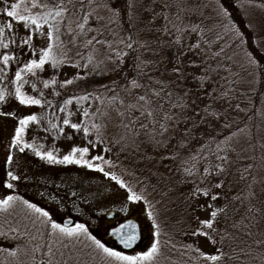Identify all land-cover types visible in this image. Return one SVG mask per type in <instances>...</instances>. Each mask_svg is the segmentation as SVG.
<instances>
[{"label": "rangeland", "instance_id": "obj_1", "mask_svg": "<svg viewBox=\"0 0 264 264\" xmlns=\"http://www.w3.org/2000/svg\"><path fill=\"white\" fill-rule=\"evenodd\" d=\"M130 5L128 19L131 17L130 22L134 26L138 25L139 29L138 34L137 28L130 24L134 34V45L137 47V51H132V54L137 64L141 65L140 72L151 73L154 76L153 80L157 79L160 82L169 78L172 81V89H163L161 93L162 107L158 108L155 117H151L155 119L157 128V131L151 132L152 134L137 131L141 124L145 125L146 120L140 117V112H133L131 117L125 115L119 120L121 129H117L116 123L111 122L102 132L103 135L84 134L81 127L72 128V124L82 126L83 110L80 108L77 112L74 110V117H68V110L71 107L74 109L75 103L72 102L68 109L65 107L63 111H58L57 108L61 105L57 103V99L65 97V102L70 99L66 96L71 90L63 89L61 85L65 80L75 79L82 73L81 70L62 62L53 67L49 59L41 68L28 71L25 65L33 59L38 61L41 49L47 48L49 44L46 30L43 28L36 30L31 22H28L29 26L26 28L23 21L15 22L0 16V27L4 28L3 34H0V93L4 95V100L0 101V199L8 195L20 198L13 203L15 205L11 212L13 221L10 220L9 225L3 224L5 230L0 234V248L3 249L0 251V258L4 254V260H8L5 256L8 253L11 259L14 257V262L17 263V259L24 257L25 261L22 262L27 261L28 264H39L42 261H44L42 264H52L58 258L43 256L49 252L47 251L49 247L53 255L59 243L52 239V235H55L51 224L44 222L47 218L29 209L23 203L24 200L47 211L49 218L60 225L65 217L73 219L71 227L84 224L88 232L98 240H101V235L120 220L135 217L145 227L143 229L146 235L145 245L133 249L129 254L136 255L151 247L154 227L151 218L145 213V205L141 200H127L128 190L121 188L117 181L105 176L96 168H88L84 163L52 162L46 157L37 156L36 151L52 152L57 161L62 160L65 155H73L74 160L83 159L92 163L93 157L102 156L104 161H110L102 163V166H107L105 171H110L116 176L126 170L127 166L144 167L162 176H168L173 172L172 158L182 143L184 133L198 124L203 109L212 100L210 93L206 96L201 91L199 82L196 83L194 80L195 77L199 76L197 80H201L209 71H213V66L231 53V44L237 38L245 35L244 40L249 39L244 28H239V21L233 24L222 17L217 1L131 0ZM8 23L12 24L11 28L7 27ZM25 40L28 43H23ZM4 44L8 47L4 48ZM193 45L198 47H189ZM120 52L126 53V50ZM260 53L256 52L255 57L262 59L264 53L263 56ZM4 55L10 57L7 65L3 62ZM216 55L220 56L216 58ZM203 57H207V61L212 58L210 61L213 64H204ZM233 57L235 54L230 56L232 60ZM56 58L60 61L58 56ZM234 59L239 63L240 69L247 65L244 58ZM122 60L121 72L126 70L131 61L129 54L123 56ZM173 68H178L179 72H173ZM17 71L21 72L19 81L15 78ZM208 81L213 85L211 78ZM18 85L25 96L39 99L41 103L21 104L15 96ZM160 89L158 86L153 87L155 91ZM213 90L212 87L210 92L213 93ZM131 93L124 98L125 103H135L137 97L143 94L139 89H131ZM168 93L171 95H167ZM113 107L125 112L120 100H117ZM29 115H34L36 120L25 126L21 136L24 144L32 147L21 152L20 147H23V144L12 147L11 140L15 135V129L20 126V119ZM166 115L170 118L166 119ZM65 119L69 120L66 126ZM129 119L134 123L129 124L126 129L124 125L128 124ZM163 124L172 128L163 133L161 132ZM158 131L160 133L155 134ZM128 133L129 137L133 136L132 140L128 141L123 136ZM195 134L197 146L202 147L207 139V133L198 130ZM74 147H87L89 151L81 157L79 152L72 153ZM135 150L139 151L140 155L134 153ZM9 155L12 156L10 163L7 160ZM141 159L142 162L139 163ZM9 172L12 176L8 175ZM8 184L12 187L8 188ZM216 185L218 184L204 188L207 195L205 192L197 195L195 188H191L189 184L185 186L190 199L194 202L193 215L190 216L188 223L189 239L204 249L210 245V233L207 224L202 222L212 217L211 202L214 200L212 197L215 196V200L220 201L225 188ZM110 210L116 211L117 216L113 220H106L105 214ZM15 216L32 223L34 228L15 221ZM37 223H42V229H37ZM26 241H29L27 244L31 248L27 256L25 253L21 254L22 250L18 245L19 242ZM36 250L41 254L40 258H37ZM60 262L62 260H58L57 264Z\"/></svg>", "mask_w": 264, "mask_h": 264}, {"label": "trees", "instance_id": "obj_2", "mask_svg": "<svg viewBox=\"0 0 264 264\" xmlns=\"http://www.w3.org/2000/svg\"><path fill=\"white\" fill-rule=\"evenodd\" d=\"M212 1L218 2L225 20L233 24L240 22L239 28H244L249 41L244 40L245 35L237 38L231 44V53L226 58L222 56V60L213 66V71H209L201 80H197L199 76L195 77L194 80L196 83L199 82L201 91L206 96L210 93L212 100L203 109L198 124L184 133L182 143L172 158L173 172L168 176H162L148 168L127 166V169L117 176L137 195L144 197L141 201L145 205V213L153 223V243L158 241V252L145 264H264V0ZM32 2L33 0H7L6 5L5 0H0V16L7 17L4 8L11 10L12 3L20 4L18 11L21 14H25V7H28L32 14L43 11L32 8ZM37 2L55 5L61 0ZM104 3L119 10L118 20L114 19L112 23H108L110 16L108 10L102 6L96 7L97 4ZM130 3L131 0H94L93 8H89L85 3V12L94 11L92 19L85 26L86 35H79L77 42L73 44L70 42L72 34L67 33L61 26L62 43L53 41L55 56L62 60V53H66L67 58L62 63L72 67L79 65L77 68L82 72L78 78L69 79L73 81L71 84H63V89L71 90L66 98L91 94L86 100L72 99L71 103H65V97L57 99V103L61 105L58 106V111L65 107L68 109L72 102L75 103L76 107L68 110V117H74V110L76 112L79 108L83 110L80 127L83 131L85 127L88 128V132L84 131V134L103 135L102 132L111 122L116 123L117 129H121L119 120L123 117L117 114L110 98L114 95L119 98L128 96L124 88L131 87L130 81L133 78L141 85H150L152 89L157 86L160 88L163 86L164 90L172 89L170 78L160 82L157 79L153 80L154 76L151 73L143 74L137 69L136 58L132 54V51H137V47L134 45L131 25L137 28L138 34L139 29L138 25L134 26L128 19ZM97 16L101 17L98 21ZM7 18L17 21L15 18ZM60 23L64 25L67 21ZM72 26L75 27V24ZM42 28L48 31L47 25H43ZM89 28L92 31H88ZM94 36L107 43L83 46L82 41L92 39ZM129 37L131 40H128ZM121 39L131 42L133 48L127 49L124 44L119 43ZM121 50H126L131 59L126 70L122 72V63L116 59L117 53ZM256 52H261L262 59L255 57ZM234 54L232 60L230 56ZM108 56H111L112 60L107 59ZM218 56L220 55L215 57ZM234 58H244L247 65L240 69ZM203 59L204 64H213L212 58L211 61H207V57ZM209 78L212 79L213 85L208 81ZM212 87L213 93L210 92ZM139 90L144 94V88ZM85 110L88 112L87 116L84 115ZM93 125H97L99 131ZM163 126L165 127L162 128L163 133L172 128L166 127V124ZM154 130L157 131L155 119L151 117L146 118L145 127L140 126V129H137L139 133L144 134ZM198 130L207 133V139L202 147L197 146L195 132ZM158 133L160 132L155 134ZM123 136L128 141L133 139V136L129 137V133ZM133 152L140 155L139 151ZM225 156L227 160L223 162L218 159ZM141 162L142 159L139 163ZM92 163L102 166V162L98 160H93ZM216 165H221L223 171L218 170ZM102 167L107 170V166ZM206 168L209 169L207 173ZM215 183L225 188L220 201L211 199L216 216H210L212 226H206L210 233V245L204 249L189 239L188 223L190 216L193 215L194 202L190 199L185 186L189 184L191 188L199 189L200 191H197L199 195L205 192V187ZM14 207L15 205L7 210H0V234L5 230L3 224L9 225L10 220L13 221L11 212ZM17 217L15 216V221L34 228L32 223ZM36 227L38 230L42 229V223H37ZM157 231L159 235H156ZM88 233L94 236L91 232ZM54 235L52 239L59 243V247H55L53 255L52 252L43 254L52 256L53 259L58 257L52 264H57L58 260H62L60 264H106L103 254L95 249L87 235L81 234L78 239L62 237L58 233ZM28 242L18 243L22 250L21 254L25 253L26 256L31 249ZM101 243L130 255L129 252L108 245L104 240ZM2 250L0 248V251ZM36 253L37 258H40L41 254L37 250ZM206 255H220L221 259L218 262L209 261L205 259ZM5 256L8 260H4L3 254L0 264H28L27 261L22 262L25 261L24 257L17 259L16 263L13 261L14 257L11 259L8 253Z\"/></svg>", "mask_w": 264, "mask_h": 264}, {"label": "snow or ice", "instance_id": "obj_3", "mask_svg": "<svg viewBox=\"0 0 264 264\" xmlns=\"http://www.w3.org/2000/svg\"><path fill=\"white\" fill-rule=\"evenodd\" d=\"M85 3L89 8H93L94 5V0H61L60 3L55 4V5H49L47 3H39L37 0H33L31 7L32 8H39L43 9V11H37L35 14H32L28 7L24 8V13L21 14V12L18 11V9L21 7L20 4L18 3H12L11 4V10H8L7 7L4 8V11L6 12L7 17L9 18H15L17 21H23L25 22L24 26L27 28L29 26L28 22H31V25L35 27L36 30H40L43 25H47L48 31L46 33L48 40L50 41L47 48L41 49V55L39 57V60L37 61L36 59L31 60L28 62L25 67L27 68L28 71L32 72L34 69L41 68L46 60L51 59L53 67L56 66L58 62H64V59L67 58L66 53H62L63 59L58 61L56 56L53 55V41L55 42H60V36H61V26H63L66 29L67 33H71V43L75 44L77 42V37L79 35H86L85 32V26L88 24L89 20L92 19L94 15V11L90 12H85ZM5 4L7 5V0H5ZM104 7L105 9L108 10L110 13L108 23H112L114 19H119L120 18V13L118 9L111 8L107 3H104L103 5L97 4L96 7ZM131 5L129 4V8ZM167 7V5H166ZM83 13V15H81ZM225 15H227V12H225ZM101 17H96V20H100ZM131 19V17H130ZM61 21H67L64 25H61ZM82 21V22H81ZM55 22V23H53ZM75 24V27L72 25ZM8 28L12 27L11 23L7 24ZM79 30V31H77ZM167 31V29H165ZM88 31H92V29H88ZM99 32V30H97ZM179 31V29H178ZM195 31V29H193ZM4 28L0 27V34H3ZM43 34V33H41ZM128 40H131V37L128 38ZM210 43V41H206ZM23 43H28L27 40L23 41ZM107 43L105 40L97 39L95 36L92 37V39H87L82 41L83 46H92L94 44L96 45H103ZM119 43L124 44V46L127 49H132L133 44L131 42H126L124 39H121ZM4 48H7L8 45L4 44ZM111 47V45H109ZM189 47H198V45H193ZM95 49H93L94 51ZM79 55V54H78ZM127 53L125 52H119L117 53V61L119 63H122V57L126 56ZM10 57L8 55L3 56V62L5 65L8 64ZM92 59V56H89V60ZM107 59L112 60L111 56H108ZM77 67L79 65H76ZM87 67V64L84 65ZM141 67L140 64H137V68L139 69ZM173 72H179L178 68H173ZM140 75V73H138ZM15 78L17 81L21 79V72L17 71L15 74ZM78 78V77H77ZM73 81L72 80H65L63 84H71ZM63 84L61 86H63ZM131 87H125L124 91L128 93L130 96L131 89H140L144 88V94L139 95L136 99L135 103H125L124 98H119L118 96L114 95L110 98V102L114 105L116 100H120V104L125 107V112H120L119 108L116 109L117 114L121 117H124L125 115L131 117L133 112H140V117L148 118V117H155L158 108L162 107L161 105V100L163 99L161 93L163 92V86H161V89L159 91H155L152 89L150 85H141L137 82L136 78H133L130 81ZM89 93H86L80 97H72L65 103H71L72 99H76L77 101L79 100H86L89 97ZM167 95H171L168 93ZM15 96L19 100L21 104H32V105H39L41 101L39 99H35L33 97L25 96L21 91H20V86L18 85L16 87L15 91ZM97 99H100V97H96ZM4 100V95L3 93H0V101ZM63 111V108H61ZM99 111V110H98ZM84 115L87 116L88 112L85 110ZM140 117H137L139 119ZM166 119L170 117H165ZM36 120V117L34 115H29L24 117L23 119H20L19 121V127L15 129V135L11 140V146L16 147L21 144H23V147H20V151L23 152L25 148H30L32 147L29 144H24L22 140L21 134L24 131L25 126L29 123V121ZM69 120L65 119L64 124H68ZM123 123V121H122ZM134 121L129 119L128 124H125L124 127L127 129L129 124H133ZM72 128L79 129L80 125L77 124H72ZM94 128H97V131H99V127L97 125H93ZM145 127V125L141 124V128ZM163 127V125H162ZM62 131V130H61ZM85 133L88 132V128H84ZM89 151L87 147L84 148H73L72 153H77L79 152L81 154V157H83L84 154H86ZM37 156H41V158H47L49 161L52 162H59V163H84L87 165L88 168H96L98 171L103 172L105 176H110L112 180L117 181L119 186L121 188H127L128 189V194H127V200L133 201V200H141L144 197L141 195H137L136 192H134L123 180L119 179L114 173H111L110 171H105L103 167L100 166V164L93 165L90 161L88 160H74L73 155H65L63 156L62 160L57 161L56 157L53 156L52 152H47V153H41L39 151H36ZM93 160H98L101 161L102 163H110V161H104V158L102 156H95L92 158ZM222 162L227 160V157H218ZM8 162L10 163L12 161V156L9 155L7 157ZM217 169L220 171H223V168L221 165H216ZM187 171V169H186ZM209 169H205V172L207 173ZM9 176H12V173H8ZM13 179H16V177H13ZM219 187L220 185H216ZM12 185L8 184V188H11ZM197 191H200L197 189ZM207 195V191L204 193ZM214 200L216 199L215 196L212 197ZM20 199L19 197L8 195L7 197L0 199V210H7L8 208L12 207L13 203ZM23 203L31 210H33L36 213H40L42 217L47 218L45 223H50L51 224V229L53 233H58L62 237L66 238H79L81 234H85L88 236V239L92 241L93 245L95 246V249L98 250L100 253L103 254V257L106 261V264H145L147 261H151L153 257L157 254L158 252V241L152 243L151 247L148 248L147 251L144 252H139L136 253V255H125L121 251H117L111 247H106L105 244L101 243L100 240H98L95 236H92L91 234L88 233V229L85 227L84 224H76L74 227H68L67 225H60L56 223L55 221H52L49 218V214L47 211H44L41 208H38L35 204H30L28 201L24 200ZM149 215L151 216L152 213L150 212ZM213 217L216 216V212H212L211 214ZM202 223L207 224L209 227L212 226V220H206L203 221ZM125 229H128L129 231H125ZM25 235L27 233H24ZM112 235L117 236L118 239L120 240V243L123 244L125 247H131V245L136 241L137 235L135 233V225L129 221L127 224H121L119 227L113 228L112 229ZM196 233L194 232L193 235ZM156 235H159V232L157 231ZM35 251V249L33 250ZM199 252L200 250L197 249ZM49 253L51 254V247H49ZM201 255H205L201 253ZM206 260L209 261H220L221 256L220 255H206L205 256Z\"/></svg>", "mask_w": 264, "mask_h": 264}, {"label": "water", "instance_id": "obj_4", "mask_svg": "<svg viewBox=\"0 0 264 264\" xmlns=\"http://www.w3.org/2000/svg\"><path fill=\"white\" fill-rule=\"evenodd\" d=\"M115 215L114 211H110L106 214V219L112 218ZM129 221H131L134 225H135V233L137 235V239L136 241L131 245V247H125L123 244L120 243V240L118 239L117 236L112 235V229L119 227L121 224H127ZM64 225L69 226L72 223V219L71 218H66L63 221ZM125 231H129L128 229H125ZM105 240L107 239H111V241L113 240V242L120 248L123 250H131L132 248H134L140 241L141 239V231H140V225L138 223V221L136 219H134L133 217L128 218L123 220L122 222L118 223L116 226L110 228L107 232L106 235L103 237Z\"/></svg>", "mask_w": 264, "mask_h": 264}]
</instances>
